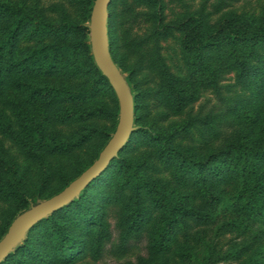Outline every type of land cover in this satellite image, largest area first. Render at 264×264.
<instances>
[{"label":"trees","instance_id":"obj_1","mask_svg":"<svg viewBox=\"0 0 264 264\" xmlns=\"http://www.w3.org/2000/svg\"><path fill=\"white\" fill-rule=\"evenodd\" d=\"M95 1L0 0V237L29 201L89 166L115 130L118 99L87 25ZM225 6L168 21L163 0H109V52L136 127L0 264L122 258L139 242L145 255L123 264H264V0L258 12ZM174 38L176 70L162 51ZM227 73L234 81L221 84ZM206 91L220 105L195 110ZM200 240L204 257L193 263Z\"/></svg>","mask_w":264,"mask_h":264},{"label":"water","instance_id":"obj_2","mask_svg":"<svg viewBox=\"0 0 264 264\" xmlns=\"http://www.w3.org/2000/svg\"><path fill=\"white\" fill-rule=\"evenodd\" d=\"M109 0H96L91 23L95 30L91 32L94 53L97 62L108 77L120 102V117L117 129L97 160L64 190L44 200L19 215L9 227L7 234L0 240V259L14 245L20 234L43 216L69 202L83 187L93 180L120 150L132 131V96L120 70L109 52L107 39V6Z\"/></svg>","mask_w":264,"mask_h":264},{"label":"rangeland","instance_id":"obj_3","mask_svg":"<svg viewBox=\"0 0 264 264\" xmlns=\"http://www.w3.org/2000/svg\"><path fill=\"white\" fill-rule=\"evenodd\" d=\"M165 3V9H164V13L166 15V19L168 21L170 20H174L177 17H182L184 15L190 14V13H195L198 11H205V12H210L212 10V4H214L215 2H217L218 0H163ZM225 4H227V6H225L223 8V10H227V9H232V8H236V9H246L249 11H255L258 12V5L260 2H263V0H224ZM205 7V8H204ZM107 10H108V6H107ZM223 12V11H221ZM220 12V13H221ZM220 13H214L212 14L213 19L218 18L220 16ZM89 30L92 32L95 30V25L92 24L91 22L87 23ZM136 27H134L135 29ZM91 32L89 34V37L92 38L91 36ZM177 34V33H176ZM178 35V34H177ZM176 35V36H177ZM164 45V49L163 51V55L166 57V60L168 62V64L170 63L172 67H174V69H178L177 67L182 65V61L180 59V55H179V51H178V45H177V41L176 38L174 39H169L166 42H163ZM130 59H134L132 57V54L129 56ZM132 61H130L131 63ZM115 63V62H114ZM116 64V63H115ZM117 66V64H116ZM118 67V66H117ZM119 69V68H118ZM120 72L124 75L125 79H126V74L124 72L121 71V69H119ZM151 71V70H150ZM154 74V79L156 80V78L158 79V77L155 75L154 71H151ZM127 81V79H126ZM233 74L232 73H227L225 74V77L221 80V84L223 83H230L233 82ZM128 83V81H127ZM129 84V83H128ZM115 91V90H114ZM131 91V90H130ZM222 93H223V89H221ZM132 92V91H131ZM116 93V92H115ZM132 95V93H131ZM117 96V93H116ZM118 99V120L115 126V130L112 133L111 137L109 138V140L112 138V136L114 135L116 129H117V125H118V121H119V117H120V102H119V98L117 96ZM220 103L218 102V97L217 95H215L214 93H211L210 91H206L204 93H202V95L199 97V99L197 100V102L195 103L194 109L195 110H202V111H209L212 108H217V106H219ZM216 106V107H215ZM134 117H135V111H134V100H133V96H132V130L135 129L136 125L134 124ZM109 140L107 141V143L109 142ZM107 143L104 145V147L101 149V151L99 152L98 156L94 159V161L87 166L83 171H81V173L79 175H77L74 179H72L64 188H62L60 191L54 193L51 196L45 197V198H36L35 201H29L28 207L25 208L24 210H22L20 213H18L11 221V223L9 224L7 230L4 232V234L0 237V240L7 234L9 227L11 226V224L13 223V221L21 214H23L24 212L28 211L30 208H32L33 206L37 205L38 203L47 200L51 197H53L54 195L58 194L59 192H61L62 190H64L72 181H74L77 177H79L87 168H89L99 157V155L101 154V152L103 151V149L105 148V146L107 145ZM5 145L8 149V151L11 154H14L16 157L17 156H21L18 152V149L10 142V141H6ZM119 152V151H118ZM117 152V153H118ZM117 153L115 154V156H117ZM114 156V157H115ZM18 157V158H19ZM23 163H28L26 162L24 159L19 158ZM109 221L112 223V229H113V234L114 236L116 235L113 223H114V218L112 216H108ZM223 243V241L221 242ZM199 247L196 250V260L193 261V263H197V261H202L203 257H204V252H205V244L201 243V240L199 242ZM137 254H143L145 255V248H144V243L143 242H139L138 244H136L131 251L129 252V254H127L126 256H123L122 258H116L115 256H113V254L111 252H105L104 256L101 259H98L96 261H91V260H82L79 261L77 264H123L125 261L127 260H131L134 262L136 255ZM215 264H237L236 261H230L229 263H225L223 261L217 262Z\"/></svg>","mask_w":264,"mask_h":264}]
</instances>
